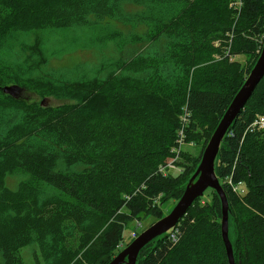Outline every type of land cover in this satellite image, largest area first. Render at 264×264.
I'll use <instances>...</instances> for the list:
<instances>
[{"label":"trees","instance_id":"obj_1","mask_svg":"<svg viewBox=\"0 0 264 264\" xmlns=\"http://www.w3.org/2000/svg\"><path fill=\"white\" fill-rule=\"evenodd\" d=\"M235 1L0 0V264H26L28 246L35 264H107L127 223L160 218L157 197L180 198L201 153L157 170L178 116L189 114L185 141L202 151L263 45L264 0ZM77 49L94 59L53 63ZM245 101L213 168L235 264H264V128L253 125L264 73ZM206 190L174 225L176 241L153 238L136 264H229L220 199Z\"/></svg>","mask_w":264,"mask_h":264},{"label":"water","instance_id":"obj_2","mask_svg":"<svg viewBox=\"0 0 264 264\" xmlns=\"http://www.w3.org/2000/svg\"><path fill=\"white\" fill-rule=\"evenodd\" d=\"M260 53L255 63L249 71L241 87L232 98L229 106L222 114L215 130L207 141L200 154V161L195 171L186 184L183 193L171 211L164 217L153 222L149 227L138 234L131 242L121 249L107 264H136V259L140 248L153 238L164 234L173 227L193 201L202 195L207 188L215 190L221 203V234L225 246L229 264H235L231 242L228 237V201L224 190L214 171V162L219 151V146L224 138L225 132L230 126L247 98L251 94L254 86L264 73V41L260 47ZM2 90L14 95L19 93L17 86L10 85L2 87ZM17 92V93H16Z\"/></svg>","mask_w":264,"mask_h":264},{"label":"rangeland","instance_id":"obj_3","mask_svg":"<svg viewBox=\"0 0 264 264\" xmlns=\"http://www.w3.org/2000/svg\"><path fill=\"white\" fill-rule=\"evenodd\" d=\"M94 53H95V51L90 50V49H85V50L77 49L71 53L65 54L60 59L53 60V63L54 64L70 65V64H73V63H76L79 61H91L95 57ZM237 58L240 59L241 61L245 60L243 56H238ZM22 96L24 98H26L27 100H30V101H32V100L40 101V103H42L44 105H53L54 106L55 104L60 103V100H57L54 97L41 98V97L36 96V94L31 93V92H23ZM206 143H207V141H206ZM201 145H202L201 141L200 142L199 141H196V142L190 141V144H186L184 146V150L187 151L189 153V155L198 156L199 152L202 153V151L200 150ZM202 150H203V148H202ZM199 159H200V157H199ZM179 168L180 167H178L177 171H175V172H179V170H180ZM11 187H13L12 184H11ZM208 191H209V188L205 192L206 195H207ZM207 197H209V196H207ZM178 199L166 198L161 202L160 198H157L156 203L159 206L158 210L161 212L160 218L164 217L166 214H168L171 211V208H173L175 206ZM160 218L156 217L152 214H146V215L140 214L138 219L132 220L131 222L127 223V225L125 226V228L123 230V235L121 236L122 242L124 244L120 247L124 248L126 246V244L129 241H131V238H133V236H135V231H137V233L142 232L144 229L149 227L151 224H153V222H156ZM21 252H22L21 254H22L23 259H24L26 264H35L33 254H31V253H33L31 247H29V246L24 247Z\"/></svg>","mask_w":264,"mask_h":264},{"label":"built area","instance_id":"obj_4","mask_svg":"<svg viewBox=\"0 0 264 264\" xmlns=\"http://www.w3.org/2000/svg\"><path fill=\"white\" fill-rule=\"evenodd\" d=\"M239 1L236 0L235 1V5H238ZM188 113L186 112V110H184V112L178 116L179 117V128L176 129L177 130V145H175L172 149H171V156L165 161V163L161 164L159 166V168L157 170L164 172H175L178 169V162L181 159L182 155L181 153L184 150V146L186 144H190V142H186L185 141V128L186 125L189 122V117H188ZM253 125H257L258 128L263 129L264 128V116L263 115H258L256 120L253 122ZM226 182L231 186L232 190L238 194H243L244 192V185L243 182L238 181V182H233V180H231V178L228 176L226 177ZM159 198V197H157ZM157 198H156V202H157ZM178 230L175 228V226L171 227L169 230H167V235H169V238L172 241H176L177 238V233ZM122 243L118 244V247L121 246Z\"/></svg>","mask_w":264,"mask_h":264}]
</instances>
